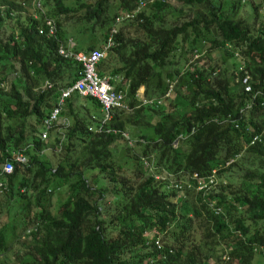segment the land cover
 <instances>
[{
    "label": "trees",
    "instance_id": "16d2710c",
    "mask_svg": "<svg viewBox=\"0 0 264 264\" xmlns=\"http://www.w3.org/2000/svg\"><path fill=\"white\" fill-rule=\"evenodd\" d=\"M136 1L0 0V264H209L207 239L227 255L213 264L264 262V0L247 2L250 21L241 0H144L114 22ZM46 17L54 36L39 33ZM107 38L95 71L127 108L104 120L72 92L41 139L80 69L58 48Z\"/></svg>",
    "mask_w": 264,
    "mask_h": 264
},
{
    "label": "built area",
    "instance_id": "2783aa9c",
    "mask_svg": "<svg viewBox=\"0 0 264 264\" xmlns=\"http://www.w3.org/2000/svg\"><path fill=\"white\" fill-rule=\"evenodd\" d=\"M144 0H137L136 5L133 10L126 11L121 15H117L114 18V22L118 23L123 20L134 19L137 13L144 7ZM36 5H38V0H36ZM56 31V27L53 19L44 18V29H39V33H43L46 36H54ZM111 33L115 32V29L110 30ZM111 44L110 38H107L106 45L102 48H92L87 52L77 51L73 52L71 50H65L61 46L58 48V53L63 57H69L73 59L76 63L80 65V69L77 71V77L73 81L70 86L60 90L58 100L56 104L51 108L47 117L43 120L44 128L40 132V138L44 139L46 137V131L50 127V125L56 120L58 112L60 110V106L62 103V99L67 97L70 93L76 92L78 95L84 96L89 95L94 97L104 112V120L109 119V110L112 108H122L126 109V101L124 99V94L121 91L114 90L109 83L108 76H100L95 71L96 63L103 57L104 49ZM246 79V76H245ZM170 89V85L168 86ZM165 96L169 95V90H167L164 94ZM259 95L264 96V91L256 90L253 92L252 97ZM141 103L143 104H158L159 100L157 99H141ZM248 104L245 105L247 107ZM241 111V110H240ZM239 111V112H240ZM234 123V127H237V121L235 119H231ZM259 135L255 134L250 139V143L254 141H258ZM14 159L16 161L23 162L25 159L20 153H15ZM12 169L10 163L5 162L2 166V171L5 173H9ZM213 172V170H212ZM212 183V177L209 176L208 179L204 182L201 180L198 181L197 189L205 187ZM176 186V185H174ZM177 187V186H176ZM221 259L223 261L227 260V255L222 254Z\"/></svg>",
    "mask_w": 264,
    "mask_h": 264
},
{
    "label": "rangeland",
    "instance_id": "374dc122",
    "mask_svg": "<svg viewBox=\"0 0 264 264\" xmlns=\"http://www.w3.org/2000/svg\"><path fill=\"white\" fill-rule=\"evenodd\" d=\"M248 1H253L254 3H257V0H241V6L240 7H238V9H237V11H236V17H240V18H242V19H248L249 21H250V10H249V7H248ZM167 2L168 3H171L172 2V0H167ZM191 9H197V8H191ZM259 15L261 14V9H258V12H257ZM256 21L258 22L259 21V17H257L256 18ZM254 26H255V24H254ZM74 29H75V27H73L72 28V33H71V37H69L68 38V40H69V45L70 46H77V44H76V42H77V38L80 36L79 35V33H77L76 31H74ZM85 38H86V40L83 42V45H82V47L83 46H85V45H87L88 43H90V41H93V42H97V38L98 37H100L99 35H96V36H90V34L89 33H83L82 34ZM98 36V37H97ZM67 44V43H66ZM84 48V47H83ZM83 48H81V51H83L84 49ZM200 49V55L199 56H206L209 60H210V58L211 59H217V58H213V57H211V51L210 52H205V49L203 48V47H200L199 48ZM215 57H217L218 56V59H217V61H219V58H221L222 56H221V53H219V52H217L215 55H214ZM224 57V56H223ZM223 59H225L226 60V58L224 57ZM204 61H207L206 60V58H204ZM227 61V60H226ZM173 91H175L176 93H179V94H184L185 93V91H184V88L181 86V84H177V83H173ZM172 95V94H171ZM170 95V96H171ZM181 99L179 98V97H177L176 99H175V101H176V103H178V105H179V103L181 102L180 101ZM177 107H179V106H177ZM191 198V195L190 196H188V199H190ZM52 203H53V205L54 206H56V204H57V199H56V197L55 196H53L52 197ZM188 205H189V201L188 202H186V203H184V205H183V208L185 207V208H187L188 207ZM145 235L147 236V237H151L153 234H152V232L151 231H149V232H146L145 233ZM12 238H11V236L10 237H8V239H7V243L9 244V243H11V240ZM201 240H203V239H201ZM207 241V244H208V246H210L211 247V249H212V251H211V253H212V255H211V257L209 258V260H208V263L209 264H213V262H215V256L216 257H219L220 258V256L222 255V253H220L221 251H223L225 248L223 247V245H212V244H210V241L207 239L206 240ZM8 260H10V258H8ZM251 264H264V262H263V260H262V258H261V256L259 255V254H257V253H255L254 255H253V257H252V261H251Z\"/></svg>",
    "mask_w": 264,
    "mask_h": 264
},
{
    "label": "crops",
    "instance_id": "0c3cea01",
    "mask_svg": "<svg viewBox=\"0 0 264 264\" xmlns=\"http://www.w3.org/2000/svg\"><path fill=\"white\" fill-rule=\"evenodd\" d=\"M69 41V40H68ZM93 44H95L96 46H99L100 45V41L99 40H97V42H93ZM138 91L139 92H141L142 91V87H140L139 89H138Z\"/></svg>",
    "mask_w": 264,
    "mask_h": 264
}]
</instances>
